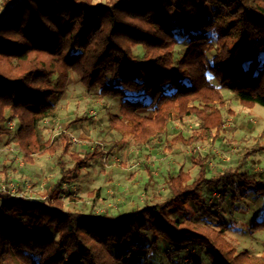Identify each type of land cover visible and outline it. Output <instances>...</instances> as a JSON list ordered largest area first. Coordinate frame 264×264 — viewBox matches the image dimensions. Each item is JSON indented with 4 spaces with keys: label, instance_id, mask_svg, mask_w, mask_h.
Masks as SVG:
<instances>
[{
    "label": "trees",
    "instance_id": "16d2710c",
    "mask_svg": "<svg viewBox=\"0 0 264 264\" xmlns=\"http://www.w3.org/2000/svg\"><path fill=\"white\" fill-rule=\"evenodd\" d=\"M1 7L0 136L16 120L24 161L58 155L61 179L52 203L0 191V264H137L141 251L165 253L174 264L194 247L206 250L210 264H264V256L238 252L226 238L233 225L204 195L205 186L221 187L234 212L237 203L247 209L234 191L240 185L264 197L263 175L238 166L208 178V158L192 156L198 178L183 169L170 175L163 202L117 218L77 214L64 210L57 193L103 153L72 151L69 169L71 138L64 133L49 142L42 126L58 118L73 73L99 100H123L111 128L142 152L185 119L197 126L190 136L179 133L170 149L223 140L228 100L222 91L245 106L264 107V0H1ZM196 207L212 222L187 217ZM172 209L186 218L170 217L165 211ZM263 230L264 212L249 227L250 234Z\"/></svg>",
    "mask_w": 264,
    "mask_h": 264
},
{
    "label": "rangeland",
    "instance_id": "374dc122",
    "mask_svg": "<svg viewBox=\"0 0 264 264\" xmlns=\"http://www.w3.org/2000/svg\"><path fill=\"white\" fill-rule=\"evenodd\" d=\"M96 2L105 3L106 0ZM71 78L70 90L58 104L56 124H46V120L42 123L46 140L52 142L64 133L71 138V152L65 156L69 169L75 164L71 158L72 151L85 155L98 150L103 155L85 170L74 171L79 181L67 182L62 191H58L57 196L63 202L64 210L98 218H117L121 213L163 202L169 196L167 180L170 175H176L183 169L191 178H198L199 166L192 161V156L208 158V178L213 173L219 174L238 166L241 172L264 176V149L259 150V146H264V140L257 142L264 131V107L245 106L224 90L222 93L228 104L222 108V113L228 131L223 140L214 145L200 142L192 146L177 144L170 149L169 144L178 138L179 133L190 136L194 132L197 121L185 119V123H171L166 134L156 140L157 146L142 152L130 139L122 138L116 129L111 128L109 119L120 115L123 100H99L86 90L76 74L72 73ZM140 114L154 117L151 111H142ZM7 126L11 133L0 136V191L5 187L14 196L52 203L56 196H52L51 191L61 179L58 155L38 156L34 164H27L17 144L18 122L13 120ZM254 149L256 153H252ZM247 157L246 163L241 165V160ZM72 178L73 175L68 179ZM11 184L13 187L9 188ZM222 192L224 189L221 187H204L207 203L217 202L222 220L233 225L226 233V238L238 252L248 251L253 255L264 256V230L255 234L249 232L252 221L263 215L264 197L258 196L254 189H243L238 185L234 194L237 201L246 204L247 209L237 203L235 209L238 208V211L234 212L228 202L230 196L223 198ZM192 210L195 211H189L187 217L203 224L212 222L199 207ZM165 212L175 219L186 218L175 209ZM145 244H149V240ZM160 247L161 251H167L163 245ZM188 252L185 261L179 257L174 260V264H210L205 249L194 247ZM140 254L137 264H173L165 253L160 257L152 251H141Z\"/></svg>",
    "mask_w": 264,
    "mask_h": 264
},
{
    "label": "built area",
    "instance_id": "2783aa9c",
    "mask_svg": "<svg viewBox=\"0 0 264 264\" xmlns=\"http://www.w3.org/2000/svg\"><path fill=\"white\" fill-rule=\"evenodd\" d=\"M52 123H55L56 124V120H46V124H52ZM56 129V128H55ZM77 142V141H75ZM13 187V184H11L9 186V188H12ZM7 189L5 187H3L2 191H6ZM14 196V195H13ZM19 197V196H18ZM23 197V196H22ZM25 197H23L22 199H24ZM35 202H39V201H36L34 200Z\"/></svg>",
    "mask_w": 264,
    "mask_h": 264
}]
</instances>
